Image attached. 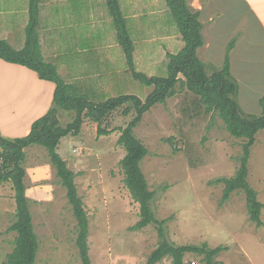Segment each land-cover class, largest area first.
Listing matches in <instances>:
<instances>
[{
    "label": "rangeland",
    "instance_id": "rangeland-1",
    "mask_svg": "<svg viewBox=\"0 0 264 264\" xmlns=\"http://www.w3.org/2000/svg\"><path fill=\"white\" fill-rule=\"evenodd\" d=\"M137 1L138 13L143 16L126 19L136 45V68L147 75L165 76L167 58L164 51L168 49L174 53L180 48L176 22L165 0ZM198 1L193 0L188 6L197 10ZM217 3L227 14L231 11L233 15L228 21L222 19L217 27L215 56L208 59L206 49L200 50L199 56L206 64V72L212 70L211 66L221 67L227 43L235 36L236 39L238 35L240 38L244 36L250 19V31L257 37L253 41L249 37L248 42L243 43L240 53L236 54L237 59H233L231 54L229 57L232 74L239 84L237 100L241 109L245 113L260 114L258 98L264 94V0H217ZM154 8L163 11L152 14ZM251 12L253 15L249 17L247 13ZM257 13L262 16L260 21L255 17ZM235 28L237 31H233ZM145 43L153 47L154 58L151 60L154 62L150 66L145 64L141 52ZM6 62L0 60V65H8ZM123 79L125 86L117 85L114 93L100 95L89 92V98L103 101L126 93L144 99L152 90V86H145L129 75H124ZM177 90L173 97L145 112L133 130L148 149L140 166L149 189L155 193L152 201L154 214L158 219L167 220V238L175 244L206 243L211 248L226 246V250L215 256L216 264L222 261L224 264H264V129L255 135L248 158L247 180L263 203L260 212L262 224L256 226L249 219L243 192L236 190L223 200L224 186L217 181L220 177L234 175L245 139L230 135L216 114L204 111L196 95L178 87ZM121 111L119 108L112 112L102 123L103 127L112 129L111 133L97 135V124L84 119L80 132L62 137L56 148L68 168L75 173L78 195L87 212L91 264H144L158 242L153 224L132 229L139 219V206L124 185L119 161L125 149L117 140L120 128L127 124L133 113L123 115ZM74 115V111L59 110L60 124L65 125ZM29 148L32 149L25 151L23 166L30 174L28 177L26 173L24 181L39 241L36 264H81L75 244L76 220L66 190L58 182L44 147L31 145ZM31 173L36 179L42 178L37 187ZM47 181L52 182L53 187ZM2 183L0 203H5L7 209L10 207L12 210L0 219V264L13 248L15 237V232L7 231L15 218L13 190L11 182ZM52 193L50 201H41L51 197ZM35 195L40 201L34 198ZM202 257L186 253L184 260L203 264ZM155 264H171V259L166 256Z\"/></svg>",
    "mask_w": 264,
    "mask_h": 264
},
{
    "label": "trees",
    "instance_id": "trees-1",
    "mask_svg": "<svg viewBox=\"0 0 264 264\" xmlns=\"http://www.w3.org/2000/svg\"><path fill=\"white\" fill-rule=\"evenodd\" d=\"M177 29L181 34L183 46L175 53H166V75L148 76L133 67V42L128 33L126 22L117 0H106L112 17L119 45L124 51L126 64L134 79L152 90L140 99L133 94L111 96L106 100L94 102L77 92L76 88L65 82L56 67L45 61L39 48L36 31L38 0H29V21L26 26L25 44L20 49L13 48L0 38V59L28 67L41 79L54 83L52 105L45 114L37 118L29 131L19 137L7 138L0 132V183L11 182L15 200L13 222L7 231L15 232L13 248L6 254L2 264H36L39 249L38 237L34 231L33 218L29 199L26 195L24 178L26 169L23 162L26 158L25 148L31 145L44 147L58 182L65 188L66 197L76 220L75 244L81 264H91L88 254V218L83 201L78 195L75 173L70 170L66 161L59 155L56 148L60 139L67 135H77L84 119L97 123V135L111 133L112 129L102 126L108 116L122 108L123 115L133 113L127 124L120 128L117 143L125 149L119 163L124 174V185L132 199L138 203L139 219L132 229H142L149 224L156 227L158 242L149 253L144 264H155L168 256L171 264H193L184 260L186 253L203 255V264H216L215 256L227 247L217 245L209 247L202 244H175L168 240L165 229L166 219H158L152 208L154 191L150 190L142 172L140 163L148 154V149L134 134V128L142 116L157 103H164L179 90H187L198 97L204 111L216 114L223 122L228 133L236 138L245 139L239 155V165L231 177H220L223 183L222 198L228 199L236 190L245 196L246 210L249 219L260 226V212L263 203L257 198L256 190L250 186L248 176V158L255 135L264 129V94L258 98L260 114L245 113L237 100L238 80L231 72L230 50L237 39L232 38L225 48L224 61L221 67H212L206 72V64L197 55V50L204 45L200 12L188 6L187 0H165ZM239 36V35H238ZM59 110L74 111L71 121L61 125L58 118ZM171 141V139H168Z\"/></svg>",
    "mask_w": 264,
    "mask_h": 264
},
{
    "label": "crops",
    "instance_id": "crops-1",
    "mask_svg": "<svg viewBox=\"0 0 264 264\" xmlns=\"http://www.w3.org/2000/svg\"><path fill=\"white\" fill-rule=\"evenodd\" d=\"M117 1L132 40L126 19L131 20L134 17L143 16V14L138 13L137 0ZM187 1L192 4L193 0ZM198 3L197 11L200 12L199 20L202 24L201 32L204 45L198 48L197 55L201 60L199 52L206 49L207 58L211 59L217 52L214 45V34L217 27L222 19L228 21L233 13L229 11L227 14L224 9L222 10V6L217 3V0H207L206 2L199 0ZM158 10L163 11L154 8V12L151 13H159ZM247 15L251 17L253 13H247ZM255 17H258L257 21H260L259 17L262 16L258 14ZM261 19L263 20V18ZM28 21L29 0H0V38L13 48L20 49L25 44ZM249 21L250 19L244 36L241 38V35L238 36L235 46L231 50L230 54L233 59H237L236 54L240 53L243 43L248 42L249 37L251 41L257 37L253 31H250L251 24ZM237 29L235 28L233 31H237ZM169 30L172 32L171 28ZM36 31L43 59L54 64L61 78L73 85L77 92L85 95L89 101H93L88 96L89 92L100 95L112 94L117 89V85L125 86L124 75L133 78L127 67L124 51L118 43L116 29L106 0H38ZM177 32L181 48L183 40L178 29ZM231 32L227 35L229 38ZM145 44V49L141 52L144 54L145 64L150 66L154 62L151 60L154 58L153 47L149 43ZM133 46V67L134 70L139 71L140 69L137 70L136 68L138 64L135 42H133ZM167 50L164 51L165 56L169 52ZM6 63H8V65H4L6 67L0 65V132L4 137L13 138L25 135L31 124L51 107L54 83L39 78L33 70L26 66ZM216 65L220 64L216 63ZM139 72L143 71L140 70ZM117 78L119 80L116 81ZM94 102L99 101L94 100ZM93 124L96 125L97 123L94 122ZM28 148L26 147L24 150L28 151L33 147ZM29 176L30 174H28ZM31 176L37 187V182L39 185L42 178L36 179L32 173ZM50 177L46 180H49ZM48 183L53 187L52 182ZM1 184L3 183H0V186ZM52 196L53 193L51 197H46L41 201L48 202ZM34 198L40 201L37 195ZM5 205V203H0V219L4 217V213L12 210L10 207L7 209ZM219 264H224V262Z\"/></svg>",
    "mask_w": 264,
    "mask_h": 264
}]
</instances>
